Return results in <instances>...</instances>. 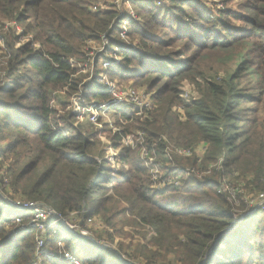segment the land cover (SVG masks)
<instances>
[{
  "label": "trees",
  "instance_id": "1",
  "mask_svg": "<svg viewBox=\"0 0 264 264\" xmlns=\"http://www.w3.org/2000/svg\"><path fill=\"white\" fill-rule=\"evenodd\" d=\"M92 3L0 0V19L23 25V34L43 47L16 46L18 35L4 36L9 51L0 68V159H11L5 172L12 197L38 202L60 216L90 218L117 194L118 214L156 235L147 241L153 249L143 247L150 253L140 256L150 264L165 253L173 254L176 264H264V199L248 206L253 196L264 195V0H243L242 12L218 10L216 16L199 0H131L134 17L109 8L92 10ZM231 18L244 26H231ZM122 24L137 48L111 37ZM104 39L105 54L115 53L121 62L80 85L75 65L85 62L86 42ZM176 44L181 52L167 50ZM209 50L229 58L223 77L205 79L198 69ZM100 72L112 80H131L152 97L150 108L111 107L118 129L110 138L113 147L137 132L165 173L174 168L188 173L179 186L151 188L148 169L128 147L119 151L122 169H114L104 158L105 149H96L93 133L71 122L74 113L56 114L57 92L80 93L87 104L108 102ZM194 78L204 79L203 88L197 98L185 101L179 86ZM176 105L184 106L183 118ZM200 143L205 144L201 153L172 154L176 147ZM0 200L8 201L1 195ZM11 222L0 215V264H34L40 256L31 229L16 234L7 227ZM90 245L91 252L79 258L83 264H135L130 254L125 262L109 248Z\"/></svg>",
  "mask_w": 264,
  "mask_h": 264
},
{
  "label": "rangeland",
  "instance_id": "2",
  "mask_svg": "<svg viewBox=\"0 0 264 264\" xmlns=\"http://www.w3.org/2000/svg\"><path fill=\"white\" fill-rule=\"evenodd\" d=\"M92 5L89 6L92 10H99V9H112L116 11L118 16H122L123 14H127L130 7L125 4L120 5L119 7L115 4L112 0H92ZM130 2V0H129ZM243 0H199V3L206 5L207 10L211 12L212 16H216L218 14V10H227V11H237L242 12L240 9V4H242ZM131 9L133 6L130 4ZM94 7H96L94 9ZM134 10V9H133ZM231 26L243 27L244 23L239 20H234L233 18L230 19ZM116 25V24H115ZM23 25L18 24L14 20H9L5 17L0 19V68H2L5 64L6 59L8 58V47L5 44L6 39L5 35L12 37V34L18 35L19 42L16 43V46L23 43H29L30 46L33 48H43L37 41H32V37L30 34H23L25 32V27ZM219 29V28H216ZM128 29L125 24H122L119 29L117 30V35H111V37L120 39L128 48H137L138 41L131 38L128 33ZM124 33V35H121ZM105 44L104 40L101 42H96L94 40H88L86 45L84 46V52L86 53V59L83 64L75 65L78 68V71L74 74V78L76 81H79L80 85H87L90 84L92 79L95 77V73L99 70H103L101 67V62L103 61V57L111 58L113 61L118 60L121 62L120 56H115L113 53L107 52L105 54V50L102 49V46ZM107 46V44L105 45ZM178 47V48H177ZM175 48V49H174ZM177 48V49H176ZM168 51L179 50L182 51L179 44L174 45L167 49ZM186 52L183 55L177 56L179 59L184 58L186 56ZM198 64V69L200 72L204 74L205 79H212L216 74L218 76L223 77L225 72L229 70L231 66L230 60L228 57H221L218 56V52L209 50L207 53H202ZM183 60V59H182ZM116 66V63L112 64ZM101 68V69H100ZM105 71V70H104ZM3 71H0V74H3ZM105 78L108 82L115 85L117 89L125 90L127 87H131L135 90L141 91L144 87H136L135 84L131 82V80L120 81L118 79H110L108 75L103 73ZM203 78H194V79H184L182 80L179 88L185 85L187 89H190L192 85L194 90L198 93L203 87ZM199 80V81H198ZM199 87H198V85ZM82 86V87H84ZM187 93H191L190 90H186ZM57 97H55L53 106L55 107L57 115H64L67 110L69 109L68 104L71 102V96L65 93L57 92ZM249 105H245L247 107ZM248 108V107H247ZM115 117L112 114H106L102 116L101 122L103 123L101 130L98 129L93 124H89L87 120L84 118H75L72 117L71 122L77 127H82V131L88 134H92V140L96 143L97 150L105 149V156H108L109 153L113 152L117 155L115 162H109L110 166L114 169H122L123 164L120 163L119 160V151L122 147H128L130 149V156L132 158L141 159V146L143 145V138L141 136H136L137 132H133L129 134L128 139L126 137L120 140V146L113 147L111 143V136L113 133V129L117 128L114 124ZM106 124V125H105ZM107 124H112V126H108ZM126 142V143H125ZM0 146H3L0 144ZM175 155V153H172ZM6 157L11 158L9 154H6ZM11 159H5L1 157L0 159V195L5 198L4 200H0V205H3L1 209V218L4 221L6 218H11L12 222L11 225H7L15 228V233L17 234H24L28 232L30 229V217L27 214V210L21 209L19 207H15V202L21 203L25 198L19 197H12L9 186L10 176L8 173L5 172L9 162ZM105 161V160H104ZM106 162V161H105ZM143 163V162H142ZM106 166L107 164L104 163ZM126 164L124 163V167L126 168ZM213 168V166H217L216 164L209 165ZM230 168H228L229 170ZM186 176H184L185 178ZM5 178V180H4ZM151 178V177H150ZM150 187H152V181L150 180ZM154 189V188H153ZM13 198V201H9V199ZM253 199L256 200L258 197L253 196ZM264 199V195L263 198ZM112 202V203H111ZM103 201L101 206V212L92 215L90 218L83 216L82 213H72L69 217H64V219H59L58 222L62 223L61 225L54 227L52 224H47L45 226L44 235H45V245L42 248V251L38 252L36 264H51L54 261H64L65 264H74L72 260H68L64 258V253H68L74 259L78 261V264H83L79 258H83L85 255L88 254V251L91 252L93 246L90 244H94L95 246H100L102 248H109L110 250L114 251L116 256L125 262H128L127 259L129 258V254L133 257L135 264H150L148 259H144L141 254H148L150 253L147 251L148 249H153L147 244V241H151L154 238L155 233L144 226H136L134 224L128 223L122 214H118L119 207L122 206L121 200L117 194L114 195L113 200ZM257 203V202H256ZM234 204V202H233ZM262 205L261 202H258L257 206ZM104 206H107L108 209H104ZM238 206L235 203V208ZM249 206V205H248ZM118 208V209H117ZM263 209V208H262ZM235 210H238L237 208ZM24 216L22 221L17 222L16 218L20 216ZM21 216V217H22ZM28 216V217H26ZM263 216V215H262ZM129 218V217H127ZM20 224L21 227H25L26 230H22L17 232L18 225ZM64 224V225H63ZM56 230L54 233V229ZM32 228V227H31ZM87 230V236H83L78 233L80 229ZM33 237L35 231L31 230ZM62 236V238H61ZM143 247H147L146 249ZM125 252V253H124ZM52 254H57L52 255ZM79 255L78 257L76 255ZM137 255V256H136ZM143 258V259H142ZM151 264H176V259L173 254L165 253L164 257L157 259L156 262L152 261Z\"/></svg>",
  "mask_w": 264,
  "mask_h": 264
},
{
  "label": "built area",
  "instance_id": "3",
  "mask_svg": "<svg viewBox=\"0 0 264 264\" xmlns=\"http://www.w3.org/2000/svg\"><path fill=\"white\" fill-rule=\"evenodd\" d=\"M131 1V0H130ZM115 4L119 7L122 4L127 5L129 8L127 15L129 17H134V12L133 9H131L130 2L129 0H114ZM96 7H94L95 9ZM121 35H124L122 33ZM105 44L102 46V49H104L106 44L108 45L107 39H104ZM115 56H117L115 53H113ZM101 67L102 69H108L110 65L113 63L119 64V61H113L111 58L104 57L103 61L101 62ZM101 69V68H100ZM98 81L101 82L103 85H105L108 88L109 94H110V100L108 102L104 103H91L87 104L85 100L82 98V95L80 93H75L71 96V102H69L68 106L69 109L72 110V113L76 115V118H84L90 122L91 124L95 125L98 127L99 130H101V127L103 123L101 122L102 116L106 114H111V107L117 106V105H122V104H131L135 106H139L142 108H150L151 103H152V97L150 92H145L143 89L141 91L135 90L131 87L125 88V90L117 89V87L110 82H108L105 78V75L100 72L98 74ZM186 90H190L191 93H187ZM181 96L185 101L194 99L198 97V93L194 90L193 86H190V89H187V87L182 86L181 87ZM176 110L179 114L180 118H183V110L184 106L183 105H176L173 108ZM106 125V124H105ZM108 126H112V124H107ZM113 131H117L118 129L112 127ZM60 130L62 134H66L67 131L63 128L60 127ZM128 136L126 137V140L128 139ZM125 137H122L123 139ZM126 143V142H125ZM205 148V144L200 143L197 145L195 148H182V147H176L172 151L176 155L180 156H191L193 153H201L203 149ZM141 156L140 160L143 162V164L146 166L148 169L149 175L152 180V187L155 190L158 189H165L168 187H177L181 184L182 177L186 176L185 174H188L186 172H182L180 168H174V171L171 173H165L163 165L159 164L154 160V156H150L148 154L147 149H145L144 146H141ZM168 151H171L169 148ZM199 155V154H198ZM117 155L113 152L109 153L108 156H105V159L108 162H115L116 161ZM209 171V170H208ZM5 180V178H4ZM263 194L258 195V199H262ZM256 200L250 199L248 200L249 206H252ZM15 207H19L21 209L27 210V214L31 219L30 221V229L34 230V238H35V252L36 254L40 251H42V248L45 245V235H44V230L45 226L47 224H52L54 227L55 225L62 224L59 221V219H64L63 216H60L57 214L52 208H49L47 206H44L38 202H33L30 200H24L23 202H15ZM72 215V214H70ZM26 216V217H28ZM69 217V215L67 216ZM17 222L22 221L21 216L16 218ZM18 225V230H26L25 227H21L20 224ZM64 225V224H63ZM51 226V228H53ZM32 227V228H31ZM47 227V226H46ZM54 229V228H53ZM54 233H56V230L54 229ZM78 233L83 236H87V230L85 229H80ZM54 255V254H52ZM64 258L68 260H72L74 264H78V261L74 259L72 256H70L68 253H64ZM36 264V263H34Z\"/></svg>",
  "mask_w": 264,
  "mask_h": 264
}]
</instances>
